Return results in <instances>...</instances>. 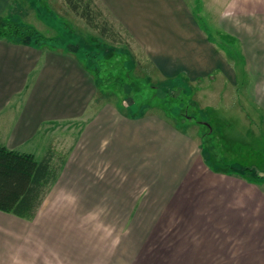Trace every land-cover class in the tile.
Listing matches in <instances>:
<instances>
[{"label":"crops","instance_id":"1","mask_svg":"<svg viewBox=\"0 0 264 264\" xmlns=\"http://www.w3.org/2000/svg\"><path fill=\"white\" fill-rule=\"evenodd\" d=\"M11 1L0 0V14ZM142 1L134 34L166 78L235 84L234 57L197 24L189 0ZM200 1L218 13V36L243 48L251 78L240 91L264 124V0ZM97 91L78 54L0 38V143L46 151L42 129L67 123L65 160L33 217L0 210V264H264L261 179L216 168L186 128L142 106L118 110Z\"/></svg>","mask_w":264,"mask_h":264},{"label":"rangeland","instance_id":"2","mask_svg":"<svg viewBox=\"0 0 264 264\" xmlns=\"http://www.w3.org/2000/svg\"><path fill=\"white\" fill-rule=\"evenodd\" d=\"M85 1L96 14L94 21L99 27L87 24L65 0H12L11 9L8 5L7 10H11L14 19L30 24L46 37H57L64 45L75 42L76 50L86 48L94 53L86 55L82 61L94 74L98 100L118 110L134 113L142 106L165 115L201 139L204 157L213 166L261 179L264 184V124L255 115L250 98L240 91L251 78L240 58L243 48L234 40H220L217 29L212 28L216 25L218 13L203 10L200 0H189L197 24L210 38L215 37L217 46L225 48L228 56L234 57L231 61L229 59L236 80L234 85L232 78L222 82L218 74H214L213 81L208 78L198 82L179 77L166 78L151 57L153 47L146 39L140 40L134 34V10L146 8L142 0H129L131 4L127 10L114 5L120 0ZM147 1L154 3L152 5L164 3V0ZM259 14L245 13L251 17L258 15L257 18ZM103 22L114 30L113 35L106 33L105 37H100ZM183 121L187 125L182 124ZM45 132L46 147L52 150L54 163L59 165L66 155L67 123H53L42 129L41 133ZM43 146L30 149L36 159L43 155Z\"/></svg>","mask_w":264,"mask_h":264},{"label":"trees","instance_id":"3","mask_svg":"<svg viewBox=\"0 0 264 264\" xmlns=\"http://www.w3.org/2000/svg\"><path fill=\"white\" fill-rule=\"evenodd\" d=\"M65 2L87 24L99 27L94 21L96 14L88 1L65 0ZM9 8L11 9L10 5ZM106 33L113 35L114 30L103 22L100 24V37H105ZM220 37L224 41L232 39L227 35ZM0 38L37 47L70 50L78 54L81 59L85 58L86 55L92 56L94 54L86 48L76 50L75 42H66L64 45L57 37L42 35L30 24L14 19L13 13L11 14L9 9L5 14H0ZM54 160V154L50 148L44 152L41 158L36 159L32 153L11 149L0 143V210L11 212L17 216L32 218L49 181L56 172L57 164L54 163Z\"/></svg>","mask_w":264,"mask_h":264}]
</instances>
